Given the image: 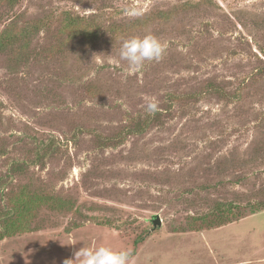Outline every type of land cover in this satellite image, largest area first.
<instances>
[{
  "label": "rangeland",
  "instance_id": "rangeland-1",
  "mask_svg": "<svg viewBox=\"0 0 264 264\" xmlns=\"http://www.w3.org/2000/svg\"><path fill=\"white\" fill-rule=\"evenodd\" d=\"M71 14L95 40L69 37ZM5 31L0 233L15 201L30 209L0 264L101 246L130 264H264V0H0ZM146 34L163 57L130 73L120 48Z\"/></svg>",
  "mask_w": 264,
  "mask_h": 264
},
{
  "label": "clouds",
  "instance_id": "clouds-1",
  "mask_svg": "<svg viewBox=\"0 0 264 264\" xmlns=\"http://www.w3.org/2000/svg\"><path fill=\"white\" fill-rule=\"evenodd\" d=\"M132 14H138L132 10ZM166 45L156 36L146 34L142 37H132L125 40L120 48L119 57L127 62L128 71L137 72L145 62H158L162 59ZM146 111L154 115L159 111L158 102L147 103ZM74 259H66L63 264H130L131 253L127 250H114L110 247H83L74 253Z\"/></svg>",
  "mask_w": 264,
  "mask_h": 264
},
{
  "label": "trees",
  "instance_id": "trees-1",
  "mask_svg": "<svg viewBox=\"0 0 264 264\" xmlns=\"http://www.w3.org/2000/svg\"><path fill=\"white\" fill-rule=\"evenodd\" d=\"M65 28L69 33V37L72 39L84 38V39H92L98 36L97 25L84 21L83 18L77 15H68L66 19ZM10 43V35L7 31L0 35V47H5ZM30 206L24 200L15 201L14 207L11 210H8V214H6L3 218L7 223L6 231L4 233H0V239L5 238L7 236L12 235V232L9 229L24 227V225H18L22 219L26 218L29 214L28 211ZM229 214L232 213L231 209H229ZM229 217H221L219 216L217 221L205 223L204 226H214L211 224H215V226H221L227 222H229ZM143 240V239H141ZM140 241L137 240V243Z\"/></svg>",
  "mask_w": 264,
  "mask_h": 264
},
{
  "label": "water",
  "instance_id": "water-1",
  "mask_svg": "<svg viewBox=\"0 0 264 264\" xmlns=\"http://www.w3.org/2000/svg\"><path fill=\"white\" fill-rule=\"evenodd\" d=\"M161 225H162V221H161L160 217L157 216L156 219L154 220V226H155V228H157V227H160Z\"/></svg>",
  "mask_w": 264,
  "mask_h": 264
}]
</instances>
